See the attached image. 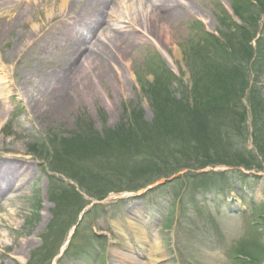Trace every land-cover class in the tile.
Returning <instances> with one entry per match:
<instances>
[{
	"label": "rangeland",
	"instance_id": "1",
	"mask_svg": "<svg viewBox=\"0 0 264 264\" xmlns=\"http://www.w3.org/2000/svg\"><path fill=\"white\" fill-rule=\"evenodd\" d=\"M90 1L73 0V9L63 16L61 0H0V76L4 77L0 81V162L21 167L20 173L28 169L15 181V190L0 197V264H264V169L243 174L238 171L243 168L236 166L191 168L197 174L230 173L223 179L214 173L184 182L169 174L179 165L175 160L181 154L175 151L182 138L167 137L172 139L170 151L167 138H148L146 147L135 142L136 148L128 147L132 144L125 140L132 129L139 132V126L154 124L156 94L173 103L190 95L196 78L190 66L193 52L206 54L210 45L203 43L202 25L211 34L228 30L218 21L226 13L222 6L234 21L245 22L237 30V40L249 38V30L259 26L257 35L251 33V40L259 42H255L256 62L252 55L249 61L239 60L246 66L245 82L251 85L246 95L253 88L264 98V10L259 21V6L248 0H154L168 6L150 22L140 14L138 0H116L101 15L84 54L76 56L75 49L91 29L89 21L100 17ZM234 5L244 10L245 18L236 16ZM102 30H121L130 38L127 50L121 55L113 52L97 68L89 65L71 79L68 89L57 87L66 68L82 61L88 45L95 41L113 45ZM232 45L239 56L241 44ZM164 73L169 82H156ZM245 106L249 132L259 134V142L252 145L249 137L247 147L264 168V131L255 132L264 119V106L261 103L257 110L247 101ZM225 113L218 122L223 137L235 119L232 111ZM111 133V152H83L69 146L71 151L63 150L71 161L56 158L62 139L94 135L103 139ZM212 140L210 149L201 146L203 152L211 151L206 155L209 160L231 162L236 156L244 157V151L227 137V144ZM61 164L67 165L65 171ZM148 182L150 191L135 192ZM136 235L145 240L148 252L131 261L122 253L130 250L137 255ZM239 239L247 241L243 251H237L242 255L235 251Z\"/></svg>",
	"mask_w": 264,
	"mask_h": 264
},
{
	"label": "trees",
	"instance_id": "2",
	"mask_svg": "<svg viewBox=\"0 0 264 264\" xmlns=\"http://www.w3.org/2000/svg\"><path fill=\"white\" fill-rule=\"evenodd\" d=\"M248 1L250 3L257 1L260 12L264 10V0ZM232 7L236 15L241 18L246 17V15L244 14V10H242L240 6L234 5ZM247 8L251 9L250 6H247ZM230 19L231 17L228 15V13H226L225 17L220 18V20L224 22L225 26H228V30L222 31V35L220 37H217L210 33L204 34L203 43L210 44L206 45V47H208L206 54H202L201 50L198 51V49L193 52L194 57L192 61L195 60V66H199V72L197 76L194 75V77L196 78L193 85L191 86V92L190 95L187 96V99H180V101L176 100L177 103H173V101L168 98H161V93L156 94L158 97L153 100L154 105L157 103L155 107L156 120H154V124L151 125V128H148L146 126H139V129L141 130L139 132H134V129H132V134L129 133L128 138L125 139L127 142L132 144L128 147L136 148V145H138V143L135 142L139 141L146 147L148 146V144L145 143L146 141L144 140L148 138H156V140L160 137L163 139L167 137H173L172 139L182 138V142H180L181 146L178 147V149H176L175 151L176 155H179V153L181 154L179 159L175 160L179 163L178 166H175L173 168V170L175 171H179V169L183 167H190L193 164H197V167H201V165L222 163L242 166L245 165L248 168H254V166L263 168L261 165V161L258 160V157L251 152H245V150H243L244 157L236 156L233 161L229 162L228 160H209L207 156H209L211 151L208 154L207 151L204 150V152L206 153L204 154L201 148V146H204L206 144V146H208V149H210V143L213 141L212 139H214V141L216 140L215 142H222V144H227V141L225 140V137H227L230 140L231 144L233 143L238 145L242 150V145L233 138V135L236 133L242 137L245 135V132L248 129L247 126H245V123L247 122V107H245V105L243 104V98L247 94V88L249 87V85L245 82L246 79H244V69L246 66L241 64L239 58H241L243 61H249L251 58L249 56H253V48L250 43L251 37L253 35H251L252 31L249 30V38H246L245 40H241L243 38L237 40L239 35L237 30L239 27L242 28V26L232 22ZM200 42L201 40L199 41V44ZM238 43L241 44V48L243 49L239 56H237L233 52L234 47L232 45ZM229 58L230 61L228 62ZM223 62H225L227 65H223ZM234 62H237L238 65H235ZM227 66L229 67L227 68ZM234 66L236 68H233ZM232 68L233 71H230L232 70ZM234 69L239 71L240 76L237 75L238 72L234 71ZM233 75L235 76L233 77ZM163 76V74L159 75L158 77H156L155 81H167L164 80ZM240 77H243V79L239 82ZM156 82L153 83V87L157 85ZM249 100L254 109L258 110L261 103L264 106V102L260 100L257 91L253 90V88L251 89ZM230 111L234 113L235 119H233V123L230 124V133L228 132V136L224 133L225 137H223V130L221 129L222 123H220V126L218 125V122L223 119V112L227 113ZM261 111L263 114L264 109H262ZM258 120H260L259 117ZM258 120L256 121L258 122ZM235 122H239L237 126L235 125ZM211 123L218 126H212ZM258 127L259 128L256 129L255 132L259 131L262 135L264 131V119L263 121L260 120ZM243 128H246V131L243 130ZM149 133L150 135L148 137ZM113 134L115 135L116 132H113ZM113 134H107V137L103 139L100 136L95 137V135L92 137L89 136L84 138H82L81 136L80 139L78 138L79 140L71 138V141L62 139L61 142L63 148H61V152L57 150L56 158L58 161H61L63 157H66L68 159L69 156H67L68 154L64 150L71 151L69 149V146H71V148L78 147L77 149H81V151L83 152H111L112 147L110 146L113 145L112 141H114ZM258 135V133H255L256 143L259 142ZM172 139L167 138V142L168 140L172 141ZM81 140L82 143H78ZM188 140L189 143H186ZM261 142H263L261 144H264V140ZM168 144V150L170 151L172 150V146L169 142ZM104 147H107V149H104ZM260 149L261 151H263L262 146H260ZM60 153L64 155L61 156ZM215 153H217V151H215ZM182 157H184L183 164L179 162L180 158ZM69 160L71 161L70 158L68 159V161ZM150 162L151 164H158L160 166L159 161L154 162L151 160ZM61 165L65 171V166L67 165ZM160 168L163 169L162 167ZM161 169L159 170L160 172ZM194 176V174L189 173L186 174L185 178L187 180L188 178H193ZM103 197H105L104 194L98 196V198Z\"/></svg>",
	"mask_w": 264,
	"mask_h": 264
},
{
	"label": "bare ground",
	"instance_id": "3",
	"mask_svg": "<svg viewBox=\"0 0 264 264\" xmlns=\"http://www.w3.org/2000/svg\"><path fill=\"white\" fill-rule=\"evenodd\" d=\"M92 4L96 6L100 10L101 13H99L100 17L98 19H91L90 22V30L88 31L87 34L80 40L78 47L75 49L76 50V56L79 54H84L82 53L85 45L88 43V40L90 39L89 37L94 34L96 29L98 28V25L102 22V14L106 12L108 7L111 4H116V0H92ZM73 0H61V3L59 7L65 12L67 9H73L72 7ZM142 6V12L140 14L143 15V18L145 20H149L150 22L158 19L157 15L160 14L159 11L162 9V7L168 6V3L165 1H161V3L157 4L154 3V0H138V3ZM94 6L93 13L96 14V8ZM173 5L170 7L172 8ZM173 9V8H172ZM70 10L66 11L65 14L63 13V16H65ZM172 11V10H170ZM168 11V12H170ZM146 13V14H145ZM162 13V12H161ZM139 14V15H140ZM140 22L142 21L139 20ZM139 25V23H138ZM107 30V29H105ZM107 33V37L110 36V38L113 40V45L110 46H103L101 45L102 43H98V41H95L92 45V47L88 46V51L85 52V55L82 57V61L78 63H72L70 64L66 70L64 71V74L61 75L60 80L58 78V86L61 87L64 90L66 88H69V84L71 83V79L78 78L80 74L83 72H86L85 69L88 68L90 65L91 67L93 66L94 68H97L100 63H104L105 59L109 58L110 56H113V52L116 51L118 55H121L122 52L127 50V44L130 38L126 36L125 34H122V32H106L102 31L101 35L104 36ZM76 60V59H75ZM77 61V60H76ZM86 65V66H85ZM84 75L80 77L82 79ZM0 81H4V77L0 76ZM68 85V86H67ZM67 86V87H66ZM67 88V89H68ZM18 167V168H17ZM12 166L10 164H2L0 162V197L3 195L9 194V190H15L16 188V182L19 180L20 176L23 175L28 171V169H25L22 173L21 172V167L19 166ZM16 181V182H15ZM142 237L140 235H136L135 240L137 241V249L140 253H143V251H146L145 247V240H141ZM131 242V240H129ZM131 248L134 250V246L132 244ZM130 249V246H129ZM132 250V249H131ZM150 252V250H149ZM151 253V252H150ZM123 257L129 259V260H135V257L133 253L129 250V252H123L122 253ZM150 256V254H149Z\"/></svg>",
	"mask_w": 264,
	"mask_h": 264
}]
</instances>
